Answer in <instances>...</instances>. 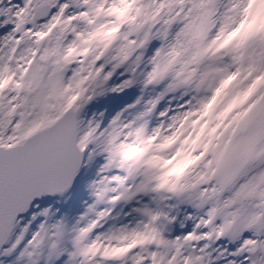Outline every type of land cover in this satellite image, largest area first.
<instances>
[{"label":"snow or ice","instance_id":"obj_1","mask_svg":"<svg viewBox=\"0 0 264 264\" xmlns=\"http://www.w3.org/2000/svg\"><path fill=\"white\" fill-rule=\"evenodd\" d=\"M0 264H264V0H0Z\"/></svg>","mask_w":264,"mask_h":264}]
</instances>
